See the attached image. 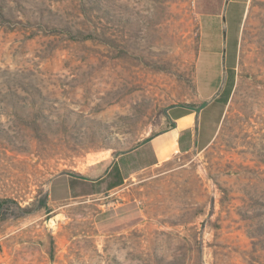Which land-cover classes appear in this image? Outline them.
Returning a JSON list of instances; mask_svg holds the SVG:
<instances>
[{"label":"rangeland","instance_id":"1","mask_svg":"<svg viewBox=\"0 0 264 264\" xmlns=\"http://www.w3.org/2000/svg\"><path fill=\"white\" fill-rule=\"evenodd\" d=\"M241 1L235 33L227 17L209 31L194 0H0V199L28 211L0 221V264H264V0ZM234 37L208 147L109 194L78 195V181L49 199L54 178L113 161L197 103L201 46L227 53ZM131 199L140 219L98 231L101 205Z\"/></svg>","mask_w":264,"mask_h":264},{"label":"crops","instance_id":"2","mask_svg":"<svg viewBox=\"0 0 264 264\" xmlns=\"http://www.w3.org/2000/svg\"><path fill=\"white\" fill-rule=\"evenodd\" d=\"M194 1L198 16L205 19L209 31L215 32L210 26L219 27L221 19L227 17L231 19V27L237 33L240 21L245 15V11L241 8V0ZM210 21L213 24L209 25ZM231 43L232 46L227 53H223L220 47H212L209 44H206L205 49L201 46L195 64L198 93L197 103H193L195 106L190 103L171 107L165 115L166 128L132 150L118 155L113 161L112 158H103L73 176L64 175L54 178L49 184V199L55 201L61 197L76 195L73 186L74 184L80 186V183H76L78 181L82 182L84 188L78 195L93 197L109 194L122 187L138 171L160 166L178 154L188 153L190 147L196 149L208 147L214 139V134L209 125H203V119L210 121L211 110L219 115L220 108L226 105L227 70L237 68V38H232ZM131 166L132 171L124 175L123 170ZM113 169L121 176L118 183L110 176ZM75 189L78 191L76 186ZM142 214L136 199L123 201L111 209L101 205L100 211L96 214L95 226L100 232L109 231L137 221Z\"/></svg>","mask_w":264,"mask_h":264},{"label":"trees","instance_id":"3","mask_svg":"<svg viewBox=\"0 0 264 264\" xmlns=\"http://www.w3.org/2000/svg\"><path fill=\"white\" fill-rule=\"evenodd\" d=\"M12 206L16 207L19 209L22 213L20 214H10L9 215V210L12 208ZM26 209L21 208L18 204L17 201L12 200V199H0V221H4L10 217H20L22 216L23 213H27L28 211H24Z\"/></svg>","mask_w":264,"mask_h":264}]
</instances>
